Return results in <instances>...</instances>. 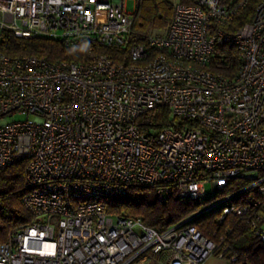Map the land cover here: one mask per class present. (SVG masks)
I'll use <instances>...</instances> for the list:
<instances>
[{"label": "built area", "instance_id": "2783aa9c", "mask_svg": "<svg viewBox=\"0 0 264 264\" xmlns=\"http://www.w3.org/2000/svg\"><path fill=\"white\" fill-rule=\"evenodd\" d=\"M247 3L175 2L165 31L136 44L125 0H0V33L86 50L49 61L0 49V171L25 164L31 217L0 244V264H204L227 251L190 224L212 210L219 223L246 217L264 243V0L229 29ZM222 46L239 53L232 78L209 70ZM158 107L169 120L145 130L138 119ZM131 186L160 204L209 203L158 231L110 212Z\"/></svg>", "mask_w": 264, "mask_h": 264}, {"label": "trees", "instance_id": "16d2710c", "mask_svg": "<svg viewBox=\"0 0 264 264\" xmlns=\"http://www.w3.org/2000/svg\"><path fill=\"white\" fill-rule=\"evenodd\" d=\"M195 0H138L137 8L133 14L134 26L131 42L143 43L145 37L161 35L173 15L175 2L190 5ZM246 7L240 11L231 23V31L238 29L252 20L256 6L261 0H247ZM0 49L11 56L36 55L49 61L78 59L86 56L84 46L69 50L49 39L39 38L26 40L15 37L9 31L0 33ZM110 52V51H109ZM125 49L122 55H127ZM111 53H114L111 51ZM240 64L237 50L230 46H222L212 59L209 70L222 74L228 78L235 76ZM169 120V111L165 107H158L138 119V124L145 130L160 129ZM244 181L234 180L233 191L241 189ZM25 164L16 163L0 171V244L6 242L8 235L16 229L30 223L31 217L22 204V197L26 193ZM247 193H239L236 201H242ZM259 211L264 217V201L258 200ZM209 200L181 203L172 198L166 203L157 202L152 187L131 186L125 196L110 202V212L122 216L142 218L143 222L158 231H164L171 225L178 224L194 215L205 207ZM221 212L212 210L204 213L190 222L210 240L219 245L218 251L223 247V259L229 264H264V243L254 237V230L246 217L227 215L221 223ZM235 259V260H233Z\"/></svg>", "mask_w": 264, "mask_h": 264}, {"label": "rangeland", "instance_id": "374dc122", "mask_svg": "<svg viewBox=\"0 0 264 264\" xmlns=\"http://www.w3.org/2000/svg\"><path fill=\"white\" fill-rule=\"evenodd\" d=\"M137 8V2L136 0H125V10L128 13L134 14ZM28 118H31V116H29ZM10 119L12 120H17V121H23L26 119L25 115H14L13 117H10ZM204 192L205 195L209 198L212 196V187L209 183L205 184L204 186Z\"/></svg>", "mask_w": 264, "mask_h": 264}, {"label": "crops", "instance_id": "0c3cea01", "mask_svg": "<svg viewBox=\"0 0 264 264\" xmlns=\"http://www.w3.org/2000/svg\"><path fill=\"white\" fill-rule=\"evenodd\" d=\"M111 1H117V0H111ZM204 264H229V263L223 258H218L217 256H211L205 261Z\"/></svg>", "mask_w": 264, "mask_h": 264}]
</instances>
